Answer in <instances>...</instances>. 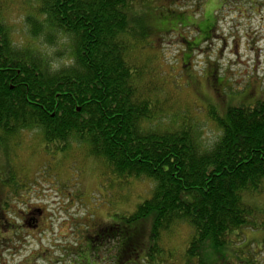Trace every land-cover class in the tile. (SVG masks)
<instances>
[{
	"label": "trees",
	"instance_id": "trees-1",
	"mask_svg": "<svg viewBox=\"0 0 264 264\" xmlns=\"http://www.w3.org/2000/svg\"><path fill=\"white\" fill-rule=\"evenodd\" d=\"M37 1L42 22L29 24L38 25V33L66 36L72 64L53 69L39 51L13 45L0 15V142L38 130L59 150L71 141L86 145L87 156L106 163L117 177L153 183L151 196L127 216L133 229L117 222L119 228L99 231L108 246L114 242L115 264H159L162 235L179 225L192 230L185 264H233L228 257L235 250L225 249L227 243L256 230L254 210L242 198L263 191L264 95L224 112L207 105L220 137L203 149L190 118L158 122L165 118L170 97L165 88L172 83L166 84L165 72L156 73L162 68L160 54L156 66L149 58H134L145 56L139 43L144 30L138 32L139 19L128 0ZM175 27L156 34H180L191 26ZM196 28L198 36L182 56L184 67L211 41L214 26ZM214 80L210 88L227 87L218 76ZM8 177L0 179L1 188L11 186ZM12 195L20 196L16 190ZM6 201L0 200V222ZM5 239L0 238L2 245ZM82 239L71 252L79 264H96L103 244L88 235Z\"/></svg>",
	"mask_w": 264,
	"mask_h": 264
},
{
	"label": "rangeland",
	"instance_id": "rangeland-1",
	"mask_svg": "<svg viewBox=\"0 0 264 264\" xmlns=\"http://www.w3.org/2000/svg\"><path fill=\"white\" fill-rule=\"evenodd\" d=\"M128 1L139 19L138 32L144 30L138 37L143 48L140 52L146 57L136 53L134 58H149L156 66L160 54L162 68H156V73L165 72L166 84L169 81L175 87L165 88L170 97L165 118L158 122L178 124L190 118L201 147L208 149L220 132L208 117L207 105L224 112L226 106L253 104L264 95V0ZM38 7L37 0H0V15L13 45L39 51L53 69L69 66V39L61 34L52 38L48 30L38 33V25L29 24L42 22ZM178 11L184 12L185 18L178 16ZM180 22L195 28L202 23L206 28L215 26L211 41L193 54L187 67L182 60L183 39L193 40L197 32L189 28L180 34H156L175 29ZM215 76L227 86L220 96L210 88ZM15 136L0 142V179L7 175L8 183L11 180V186L0 187V200L11 202L14 211L23 213L41 208L42 219L49 220L41 219L39 229L26 237L22 246L17 244L16 256L0 250V264H22L25 258L29 264H79L71 250L84 242L83 236L95 235L90 231L93 225L106 221L121 222L127 230L135 227L127 216L151 196L154 185L150 180L111 174L106 163L88 157L87 146L75 141L59 150L58 145L46 143L38 130H23ZM14 190L20 196H13ZM17 196L18 200L14 199ZM242 200L254 210L252 225L256 230L243 231L241 239L227 243L225 249L235 250L228 259L233 264H264V185L262 192L244 193ZM191 234L186 225L164 233L160 244L164 260L159 259V264H185ZM106 250L101 249L96 264H114L115 252Z\"/></svg>",
	"mask_w": 264,
	"mask_h": 264
},
{
	"label": "flooded vegetation",
	"instance_id": "flooded-vegetation-1",
	"mask_svg": "<svg viewBox=\"0 0 264 264\" xmlns=\"http://www.w3.org/2000/svg\"><path fill=\"white\" fill-rule=\"evenodd\" d=\"M206 25L207 24L202 23V24H199L198 27L203 28ZM193 28L195 30V27H193ZM185 30H187V29H185ZM197 36H198V32H197V35L195 37H197ZM200 38H203V36L200 35ZM188 40H190V41H188ZM183 42H184V50H183L184 54L182 56L189 53L188 52V49L190 47L189 43H191L193 41L190 38V39H183ZM220 90L221 89H218L217 86H212V88H211V91L216 95L220 94L219 93V92H221ZM17 200H13V201H17ZM5 203L7 204V208L5 211V215L3 216L2 221L0 222V238L5 237L6 239H5L4 245H2L0 243V250H3L7 253H11V255L14 257V256H16V254L19 250V248H17V244L22 246V243H23L22 241L26 237H31V235H33L31 233H35L39 229V226L41 224V219L44 215L43 214L44 211L41 208H36V209L26 210L25 213L17 212V211H13L14 206L11 204V202L6 201ZM48 220H49V218L42 219V221H44V222L48 221ZM16 221H18V223ZM104 226H105V228L108 227V228H110V230H112L114 228H119L120 225L109 223L106 221L102 225H100V224H98L97 226L93 225L92 226L93 228L90 231L93 232V234H95V235L94 236L88 235V237H89V239L94 240L96 245H98V246L103 244L102 245L103 247L101 249L107 248L106 253H110V252H112V250L108 249V244L103 242L104 239H106L107 237H103V235L101 236L99 234V231H101V228H103ZM104 244H105V246H104ZM112 246H114V242H112ZM114 258H115V256L113 257V260H114ZM26 259L27 258H25L22 261V264H25V263L29 264L26 261ZM30 260H32V259L30 258ZM114 264H115V261H114Z\"/></svg>",
	"mask_w": 264,
	"mask_h": 264
}]
</instances>
